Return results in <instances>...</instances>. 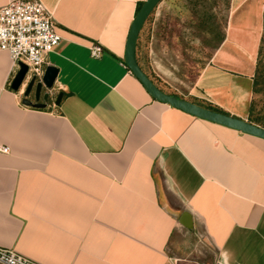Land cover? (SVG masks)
<instances>
[{
  "label": "crops",
  "instance_id": "obj_1",
  "mask_svg": "<svg viewBox=\"0 0 264 264\" xmlns=\"http://www.w3.org/2000/svg\"><path fill=\"white\" fill-rule=\"evenodd\" d=\"M144 1L41 0L60 35L43 108L11 88L0 51V246L39 264H264V139L151 96L125 61ZM179 9L162 0L137 43L165 92L155 75ZM228 14L185 99L264 120L249 108L264 0H231Z\"/></svg>",
  "mask_w": 264,
  "mask_h": 264
},
{
  "label": "rangeland",
  "instance_id": "obj_2",
  "mask_svg": "<svg viewBox=\"0 0 264 264\" xmlns=\"http://www.w3.org/2000/svg\"><path fill=\"white\" fill-rule=\"evenodd\" d=\"M230 3L231 0H173L176 8L184 10L179 9L172 16L171 27L166 26L170 31L165 32V38L172 46L166 48L165 62L157 64L161 77L155 75L167 92L183 98L189 94L205 61L212 57L223 37ZM256 78L259 84L249 108L256 105L264 112V42L256 64ZM206 257L210 259L209 255Z\"/></svg>",
  "mask_w": 264,
  "mask_h": 264
},
{
  "label": "built area",
  "instance_id": "obj_3",
  "mask_svg": "<svg viewBox=\"0 0 264 264\" xmlns=\"http://www.w3.org/2000/svg\"><path fill=\"white\" fill-rule=\"evenodd\" d=\"M60 41L57 25L41 0H10L0 5V51L7 52L11 60L12 78L24 64L27 69L17 91L23 95L30 79L42 82L48 56ZM92 56L99 57L102 47L94 45ZM50 98L52 89L49 90ZM47 103V102H46ZM0 150L8 151L1 146ZM0 264H39L10 248L0 246Z\"/></svg>",
  "mask_w": 264,
  "mask_h": 264
},
{
  "label": "water",
  "instance_id": "obj_4",
  "mask_svg": "<svg viewBox=\"0 0 264 264\" xmlns=\"http://www.w3.org/2000/svg\"><path fill=\"white\" fill-rule=\"evenodd\" d=\"M161 1L162 0H145L135 16L127 40L125 53V61L129 68L139 78L151 96L155 99L163 103H168L201 119L218 123L243 133L264 139V127L257 125L247 119L216 111L189 101L185 98L178 97L177 95L169 94L162 90L141 68L137 58V43L139 35L145 22ZM26 69L27 67L24 64H20L19 70L16 72L10 83V86L13 90L19 89ZM57 73V67L53 65H47L42 77V82H34V79H30L23 91V103L37 108L45 107L46 102L50 98L49 90L54 86ZM60 97L61 93H59L57 96V103L59 102Z\"/></svg>",
  "mask_w": 264,
  "mask_h": 264
},
{
  "label": "trees",
  "instance_id": "obj_5",
  "mask_svg": "<svg viewBox=\"0 0 264 264\" xmlns=\"http://www.w3.org/2000/svg\"><path fill=\"white\" fill-rule=\"evenodd\" d=\"M262 42H264V35H263ZM258 80H259V79H257V81H258ZM255 90L257 91V88H255ZM168 93H169V92H168ZM169 94H173V95H177L178 97H181L180 95L175 94V93H169ZM181 98H183V97H181ZM195 103H197V102H195ZM197 104H200V103H197ZM200 105L205 106V107L210 108V109H213V110H216V111H220V112H224V113L229 114L227 111H225V110H223V109H221V108H218V107H216V106H213V105H211V104H202V103H201ZM253 106H254V105H253ZM262 114H264V113H262ZM249 120L252 121V122H255V123H257V124H260V125H262V126L264 127V120H262V119L259 117V115H255V114H253V117H251Z\"/></svg>",
  "mask_w": 264,
  "mask_h": 264
}]
</instances>
